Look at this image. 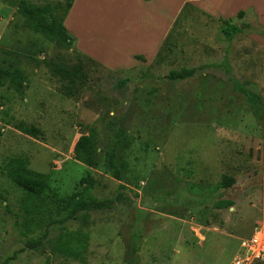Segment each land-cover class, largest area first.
<instances>
[{"label": "rangeland", "instance_id": "rangeland-1", "mask_svg": "<svg viewBox=\"0 0 264 264\" xmlns=\"http://www.w3.org/2000/svg\"><path fill=\"white\" fill-rule=\"evenodd\" d=\"M20 1L47 7L57 21L67 10L65 0H0V67L23 78L21 87L0 85V264H230L264 225V115L254 118L236 90L258 93L264 112V32L255 17L231 20L242 31L228 42L221 19L186 8L153 59L109 69L33 32ZM76 1L70 22L81 46L115 65L121 52L152 46L157 16L177 0L149 10L139 0ZM218 1L201 5L220 12ZM181 69L195 72L165 78ZM90 132L98 168L73 155ZM112 147L121 182L103 167ZM15 173L39 175L46 191L28 197ZM87 175L92 196L112 206L65 220L63 201ZM223 177L232 189L221 188ZM218 197L234 206L213 209Z\"/></svg>", "mask_w": 264, "mask_h": 264}, {"label": "trees", "instance_id": "trees-1", "mask_svg": "<svg viewBox=\"0 0 264 264\" xmlns=\"http://www.w3.org/2000/svg\"><path fill=\"white\" fill-rule=\"evenodd\" d=\"M67 3V10L71 8L75 0H65ZM150 1V0H143ZM191 8L189 5L184 7ZM18 11L23 15L27 21L30 29L35 32L43 35L48 39L57 41L66 49H70L75 43V38L72 37L63 26V20L57 21L52 13L47 7H36L27 4L25 1H20L18 4ZM244 16L243 12L237 14L238 18ZM223 21V25L226 27L221 29L222 34L225 36L228 42L232 41L234 36L238 34L241 29L236 25H232L231 20ZM75 51L79 56H84L76 49ZM85 57V56H84ZM87 58V57H86ZM138 60L144 62V58L141 56L135 57ZM194 69H181L179 71H170L169 74L165 77L168 80L177 81V80H186L193 76ZM15 83L18 87L22 86L23 78L19 75L17 71H9L0 67V85H2L5 80ZM123 84V82H122ZM237 88V87H236ZM240 94H242L247 102L249 103L252 111V115L256 119H261L264 115L263 112V101L258 93L253 90L238 88L236 89ZM35 132L34 130H32ZM33 134V133H32ZM96 144L97 136L95 132H90L88 135H82L78 138L73 147L74 159L89 168H98L99 163L96 159ZM118 147H112L106 154V159L103 163L104 170H106L112 178L117 181L123 180L122 168L118 164ZM13 176V181L19 188L25 190L28 197L31 198H40L46 191V182L39 175H31L29 173L23 175L15 173ZM81 190L73 193L67 199L63 201V212L65 214V220H75L77 214L82 212H91V211H102L110 209L112 202L110 201H99L95 199L92 194L93 181L87 175L82 178L79 182ZM233 180L227 177L222 178V189L229 190L233 188ZM235 201L232 198L218 197L213 204V209L215 210H226L234 206ZM28 247L30 249H37L39 242L36 240H30ZM59 253L65 255L66 257L77 258L78 254L74 253L71 247L66 246L65 248L62 245L58 246Z\"/></svg>", "mask_w": 264, "mask_h": 264}, {"label": "crops", "instance_id": "crops-1", "mask_svg": "<svg viewBox=\"0 0 264 264\" xmlns=\"http://www.w3.org/2000/svg\"><path fill=\"white\" fill-rule=\"evenodd\" d=\"M75 1L73 2L71 8L68 10L67 14L64 17L63 26L67 30V32L75 38L74 46H76V49L79 52H81L82 54L85 53L84 55L87 56L89 59L94 60L95 62L109 69L129 68V67L137 66L138 61L134 59V56L136 57L141 56L144 58V60L153 59L157 55L165 39L168 37L181 11L184 10V7L187 5H189L194 10H198L205 14L216 16L219 19L224 20V21L233 20V19L238 18L237 14L239 12H243L244 16H246L247 14L248 15L251 14L256 19L257 27L260 30V33L264 32V0H220L224 2L222 4V7H220L222 12L221 11L218 12V10L211 9L215 12V14L209 8L205 9L201 5V2L204 0H189L188 3H185L186 0L185 1L177 0L176 7L173 8L171 12L163 11L161 16H157V20H158L157 27H155L154 33L150 31V33L148 34V36L151 37L152 39V46L148 50H145L142 47L141 48L137 47V48L132 49V51L130 52L129 51L121 52L119 56L122 57L124 55L123 61L120 62V64L113 65V64H110L107 60L101 58L100 56L96 54H91L88 50H85L81 46L82 34L79 32L78 29H76V27L75 28L72 27L71 22H70V20H72L71 18L74 13L75 5L77 2ZM139 1H142L141 4L144 6V9H147V10L151 9L154 6V4L158 2V0H150L147 2L143 0H139ZM155 10H156V7H155ZM161 10L162 9L160 10L158 9L157 10L158 13H160ZM260 26H263V27L260 28ZM137 33H138L137 36L138 35L140 36L139 32ZM115 57H117L116 53H115Z\"/></svg>", "mask_w": 264, "mask_h": 264}, {"label": "built area", "instance_id": "built-area-1", "mask_svg": "<svg viewBox=\"0 0 264 264\" xmlns=\"http://www.w3.org/2000/svg\"><path fill=\"white\" fill-rule=\"evenodd\" d=\"M242 253L230 264H254L264 262V225L258 227L252 237L241 245Z\"/></svg>", "mask_w": 264, "mask_h": 264}]
</instances>
